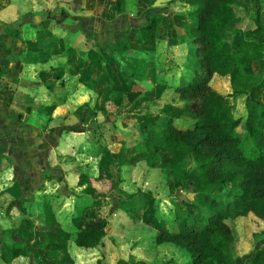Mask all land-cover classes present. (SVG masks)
<instances>
[{"label": "trees", "instance_id": "16d2710c", "mask_svg": "<svg viewBox=\"0 0 264 264\" xmlns=\"http://www.w3.org/2000/svg\"><path fill=\"white\" fill-rule=\"evenodd\" d=\"M183 1L189 6L186 12H180L185 21L184 35L193 47L197 65L192 67L190 78H183L175 85L176 102L163 103L158 112L137 115V131L133 132L136 136L124 162L145 159L152 167L170 166L174 178L167 176L169 187L191 186L197 194L189 206L175 203L173 225L153 213V206L148 212L143 211L145 204L138 197L142 195L139 190L122 192L118 206L134 221L145 214L157 228L153 236L155 242H171L179 253L189 254L184 264H264V242L250 252L255 236L264 234L261 212L264 209V146L258 142L264 135V97L257 96L258 92H264V80L249 88L240 87L241 82L251 80L252 61L264 55V5L254 9L253 25L243 29L245 38L242 39L232 32L239 22L234 11L237 0ZM29 15V21L35 25L44 21V17L38 22L31 12ZM19 22L13 21L8 26L7 31L13 38L19 35ZM162 25L157 24L153 12L138 27L133 38L140 42L138 48L132 47L128 38L121 37L109 45L108 56L98 55V68L108 76V94L122 95L136 78L153 79L152 60L141 58L128 74L120 67L122 61L131 64L124 52L150 50L155 39L162 37ZM40 52L45 55L42 49ZM2 71L0 66V73ZM115 73L124 80V89L116 88L119 77ZM215 74L228 76L232 92L220 93L213 88L210 79ZM243 94L244 120L234 115V99ZM153 97L154 94H142L134 99L133 107ZM186 156L194 158L199 172L182 166ZM112 170L102 165L99 177L112 179ZM44 174L56 177L48 171ZM86 190L93 196V208L85 222L79 225L74 241L80 247L90 248L103 238L108 220L100 202L105 193H95L92 186H87ZM46 223L56 228L38 245L29 240H2V257L38 256L39 246L64 250L69 231L57 226L58 221L48 209ZM56 264H74V260L66 255ZM126 264L146 263L138 260Z\"/></svg>", "mask_w": 264, "mask_h": 264}, {"label": "crops", "instance_id": "0c3cea01", "mask_svg": "<svg viewBox=\"0 0 264 264\" xmlns=\"http://www.w3.org/2000/svg\"><path fill=\"white\" fill-rule=\"evenodd\" d=\"M53 3L59 8L53 10L54 6L51 7L50 3H47L46 5L52 9L48 11L42 23L35 25L21 17L27 11H31L36 17L39 16L42 0H0V66L3 70L0 73V193L3 194L2 199L10 204L7 218L11 221L5 226L0 224V259L9 263L19 257L32 258L33 254L8 256L4 259L1 249L2 240L5 242L27 241L30 238L42 239L56 228L46 223V210L48 209L58 221L57 226L69 231L67 247L59 250L39 246L41 251L38 256L34 257L42 264L48 261L49 264H56L59 259L69 255L74 260V264H79L74 254L81 250L89 251L100 246L104 247L108 226L107 222L103 238L94 247H80L74 241L79 225L85 222L89 210L93 208V196L86 190L91 184L89 185L86 181L89 176L84 172L92 171L93 174L96 170L94 174L96 178L112 180L99 177L102 165L111 170L116 167L114 170L119 172V178L123 169L131 168L136 164L144 163L150 168H158L149 166L145 159L132 163L124 162L130 154L129 149H132L131 144L136 136L133 132L137 131V115L142 113L141 104L133 107L134 99L142 94L152 93L141 91L137 82L139 79L136 78L135 82L131 83L130 89L122 95L108 94L106 90L107 73L97 69L96 66L99 55L97 51L91 47L83 52L77 50L78 44L74 39H81L79 37L83 34L82 23L85 22L79 20L84 17L83 14L78 11L68 12L61 6L62 0H54ZM26 6L30 7L29 10L24 8ZM24 17L28 18L29 15L25 14ZM17 20H20L19 35L13 38L7 29L10 23ZM35 48L42 49L45 55L40 52V49ZM108 55L109 53L106 56ZM115 74L119 77L115 82L116 88L124 89V80L118 75L119 73ZM66 78H76L75 89L61 94L60 82ZM81 94L84 97L79 99ZM92 95H94L93 102L86 104ZM124 95L131 105L128 109L121 110L131 113L136 109L133 113L136 123L132 127L129 125L131 122L128 123L123 118L117 117L120 114L118 107ZM85 110L92 114L100 112L104 116V121L109 124L113 123L105 117L113 111L114 117L122 120L119 123L122 131L125 132L115 134L108 144L100 139L96 140L99 144L96 148L90 140H86L89 130L82 126L85 125L86 115L81 118L74 115L75 111ZM124 115V118L130 117L129 114ZM115 125L117 128L120 127L118 122H115ZM75 139L78 142H75ZM69 144L71 148H68ZM87 166H91L92 170L81 171ZM45 168L50 169L49 174H63L64 178L58 177L60 185L62 181L63 184L67 183V189L72 192L69 197L72 203L68 218L70 224L63 223L65 217L61 211L66 207L62 202L64 195L61 196V193L57 192L52 193L54 184L51 180H55L53 179L55 177L41 175V170ZM17 170H20V173H17ZM16 173L19 175L17 176ZM163 181L165 184V177ZM43 183L47 184L52 191L47 193L41 191ZM137 190L142 192V195L138 194V197L145 204L143 211L148 212L152 206L155 207L157 195L152 189L138 187L134 190H126V192L132 193ZM102 191L95 190L94 192ZM107 198L104 196L100 199L102 212H104ZM171 203L173 204V201ZM174 206L173 204V208ZM118 210L123 211L124 215L129 217L120 206ZM160 215L157 214L166 221L164 216ZM140 221L157 231L145 214L136 220V222ZM140 260L147 264L146 260Z\"/></svg>", "mask_w": 264, "mask_h": 264}, {"label": "rangeland", "instance_id": "374dc122", "mask_svg": "<svg viewBox=\"0 0 264 264\" xmlns=\"http://www.w3.org/2000/svg\"><path fill=\"white\" fill-rule=\"evenodd\" d=\"M153 0H62L61 5L68 12L76 13L81 12L84 17L79 20L82 22L83 34L81 39H74L77 42V50L83 52L86 48H94L97 54L106 56L109 53V43H113L119 38H128L129 43L132 47L138 48L140 42L134 40L135 33L138 27L143 24L148 16L153 12L155 13L156 22L164 24L162 37L156 38L153 42L152 48L150 50L141 49H130L124 52V55L129 58L131 64H126L125 61L121 63V69L127 74L132 66H136L141 58L149 59L153 61L154 64V76L153 79H148L146 76L144 78H139L137 80L138 86L141 91H149L154 94L153 99L150 101H144L142 106V111L158 112L165 102H176V92L175 85L186 78H190L192 72L191 69L194 65H197V59H195L193 47L188 39L185 37V27H184V16L182 12H186L188 5L184 1L176 0L171 1L167 5H161L160 7L153 9L151 3ZM43 4L39 9V16H34L32 13V18L38 22L48 14L52 8H49L46 4L50 3V6H54V0H42ZM71 4V5H70ZM264 5V0H237L234 4L235 14L239 18V22L232 30L238 37L244 39L243 29H246L253 25L252 15L254 14V9L259 5ZM4 6V5H3ZM29 10V6L24 7ZM59 8L55 5L53 10ZM74 8V9H73ZM154 10V11H153ZM29 12L22 14L23 20H29L25 18L24 15ZM181 12V13H180ZM30 16V15H29ZM80 16V15H79ZM82 16V15H81ZM22 20V21H23ZM84 27V29H83ZM77 40V41H76ZM80 40V41H79ZM127 40V39H126ZM85 52V51H84ZM94 54V56H97ZM112 62V61H111ZM97 69L98 63H97ZM251 80H245L241 82L240 87L249 88L251 84L257 83L264 80V55L259 58H255L251 63ZM76 83V78H66L60 82L59 88H61V94L65 92L74 90V84ZM210 83L214 89L220 93H230L232 92V87L230 85L228 76L215 74L211 77ZM76 91V90H75ZM74 91V92H75ZM257 96H263L264 92H258ZM84 97V95H79V99ZM121 104L118 109L120 110L119 118H123L124 121L130 123L132 127L136 123L134 116V109L131 113H127V110L131 105V102L127 100L126 96H122ZM157 98V99H156ZM94 95L91 96L90 100L86 101V104L92 103ZM235 108L234 115L240 117L244 120L246 117V107H245V95L238 96L234 99ZM138 111V112H140ZM81 118L86 115L85 125L82 126L87 130L86 140H90L92 145L98 148L99 144L96 140L102 141L105 144L111 142L115 134H123L121 125L117 117H114L113 111L105 117L110 121H104V116L97 112L92 114L90 111H75L74 115ZM124 114H129V118H124ZM115 122H118L120 127H116ZM132 124V125H131ZM121 131V132H119ZM264 135L258 138V142L264 146ZM75 142H78L75 139ZM68 148L72 146L67 145ZM72 151V150H71ZM59 159V158H58ZM185 169L199 172V169L195 163L192 156H186L182 165ZM113 168V178L112 180L98 179L94 176L96 170L92 174L91 166L81 169V171H90L89 173L84 172L89 177L86 181L88 184L94 187L96 191H105V197L107 196V203L104 206L103 214L108 218V226L106 232V243L104 247H97L94 250H81L77 251L74 256L79 264H126V262L133 263L135 260L144 259L147 264H184L189 260L188 253H179L172 243H157L153 239L156 230L151 229L147 224L143 222H136L130 220L126 217L123 211L118 210V200L123 194L129 190H134L138 187H147L152 189L156 196L157 202L155 203V210L153 213L161 214L164 216L167 222L173 225L175 220L173 218L172 210L173 204L175 203L179 206L185 205L189 206V202L195 198L197 190L191 186L179 187L175 185L173 188L169 187L166 182L163 183L164 177H173V171L170 166L150 168L144 163L136 164L131 168L123 169L120 172L114 170ZM49 168L41 170V175H45V172H49ZM20 170H17V173ZM117 172V173H116ZM16 175L18 176L19 174ZM55 180L53 182L54 190L45 183H43V192L47 193L52 191V193L64 195L62 202L65 204V209L63 212V223L65 225L70 224V207L71 199L69 189H67L68 184L64 183L60 185L58 177L64 178L61 173H54ZM91 174V175H90ZM46 177V176H45ZM49 177V176H48ZM118 180V181H117ZM34 181V180H32ZM121 181V183H120ZM167 181V180H166ZM56 186V187H55ZM64 186V187H62ZM48 189V190H46ZM224 188L222 187L221 190ZM125 190V191H124ZM102 191V192H103ZM3 194L0 193V224L5 226L11 221L7 218L10 204L2 199ZM176 197L178 200L171 203V198ZM228 200V199H227ZM179 202V204H178ZM116 210V211H115ZM264 215V209H261ZM160 212V213H159ZM172 214V215H171ZM239 237H242L241 233L238 232ZM3 238V237H2ZM16 238V237H14ZM8 242V241H7ZM29 242L38 245L39 242L42 243L40 238H30ZM264 242V234H258L255 236L254 244L250 252H253L257 247H259ZM108 243V245H106ZM250 258L249 256H246ZM2 259V258H1ZM0 259V264H40L39 259L32 255V258L19 257L15 258L12 263L2 261ZM29 260V261H28ZM211 264V263H209ZM245 264H248L246 262Z\"/></svg>", "mask_w": 264, "mask_h": 264}, {"label": "water", "instance_id": "95a60500", "mask_svg": "<svg viewBox=\"0 0 264 264\" xmlns=\"http://www.w3.org/2000/svg\"><path fill=\"white\" fill-rule=\"evenodd\" d=\"M169 1H172V0H153L151 6L152 7H158V6L166 4ZM62 184H63V181H62Z\"/></svg>", "mask_w": 264, "mask_h": 264}]
</instances>
